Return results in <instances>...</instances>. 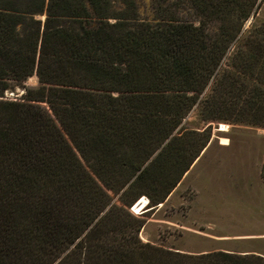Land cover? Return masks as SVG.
<instances>
[{"label":"trees","instance_id":"obj_1","mask_svg":"<svg viewBox=\"0 0 264 264\" xmlns=\"http://www.w3.org/2000/svg\"><path fill=\"white\" fill-rule=\"evenodd\" d=\"M150 3L0 0V264H264L138 235L210 122L264 126V31L242 30L260 0ZM195 104L202 130L182 123Z\"/></svg>","mask_w":264,"mask_h":264},{"label":"rangeland","instance_id":"obj_2","mask_svg":"<svg viewBox=\"0 0 264 264\" xmlns=\"http://www.w3.org/2000/svg\"><path fill=\"white\" fill-rule=\"evenodd\" d=\"M136 2L139 16L150 20V0ZM242 28L251 33L264 31V0ZM22 84L34 86L37 77L31 75ZM23 92L21 85H15L5 89L3 97L14 99ZM220 122L225 124L224 131L217 130ZM182 123L197 130L208 124L201 119L196 104ZM210 123L205 147L166 198L145 213L138 235L143 241L189 253L222 249L264 255V183L260 175L264 126ZM113 200L117 201V195ZM134 203L129 207L134 214L150 208L145 204L136 211Z\"/></svg>","mask_w":264,"mask_h":264},{"label":"bare ground","instance_id":"obj_3","mask_svg":"<svg viewBox=\"0 0 264 264\" xmlns=\"http://www.w3.org/2000/svg\"><path fill=\"white\" fill-rule=\"evenodd\" d=\"M217 130L224 131L225 130V124L224 123H219V126ZM147 203V198L145 196H140L139 199L136 201V203L133 205V209L140 210L144 207V205Z\"/></svg>","mask_w":264,"mask_h":264},{"label":"water","instance_id":"obj_4","mask_svg":"<svg viewBox=\"0 0 264 264\" xmlns=\"http://www.w3.org/2000/svg\"><path fill=\"white\" fill-rule=\"evenodd\" d=\"M218 126H219V123H217V128H218ZM145 197H146V196H145ZM135 203H136V202H135ZM135 203H134V204H135ZM142 212H143V211H142Z\"/></svg>","mask_w":264,"mask_h":264},{"label":"crops","instance_id":"obj_5","mask_svg":"<svg viewBox=\"0 0 264 264\" xmlns=\"http://www.w3.org/2000/svg\"><path fill=\"white\" fill-rule=\"evenodd\" d=\"M186 174V173H185Z\"/></svg>","mask_w":264,"mask_h":264}]
</instances>
